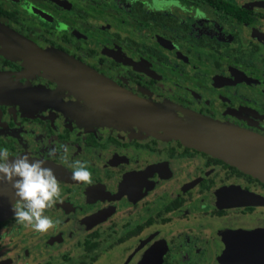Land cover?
<instances>
[{
  "label": "flooded vegetation",
  "instance_id": "flooded-vegetation-1",
  "mask_svg": "<svg viewBox=\"0 0 264 264\" xmlns=\"http://www.w3.org/2000/svg\"><path fill=\"white\" fill-rule=\"evenodd\" d=\"M249 136L264 0H0V148L61 188L38 233L0 182V264H264V182L219 153Z\"/></svg>",
  "mask_w": 264,
  "mask_h": 264
},
{
  "label": "clouds",
  "instance_id": "clouds-1",
  "mask_svg": "<svg viewBox=\"0 0 264 264\" xmlns=\"http://www.w3.org/2000/svg\"><path fill=\"white\" fill-rule=\"evenodd\" d=\"M60 153L62 162L71 169V179L78 183L91 184L92 172L87 163L76 160L68 163L69 150L66 145L52 147L48 157L54 159ZM44 159H32L28 154H13L8 148H0V182L14 189L16 201L13 215L17 223L30 226L35 232L46 233L59 223L45 215V211L60 200V183Z\"/></svg>",
  "mask_w": 264,
  "mask_h": 264
},
{
  "label": "water",
  "instance_id": "water-1",
  "mask_svg": "<svg viewBox=\"0 0 264 264\" xmlns=\"http://www.w3.org/2000/svg\"><path fill=\"white\" fill-rule=\"evenodd\" d=\"M247 141L250 148L249 153L239 152L231 146H221L219 153L242 170L264 182V139L249 136ZM256 241H260L259 237H256Z\"/></svg>",
  "mask_w": 264,
  "mask_h": 264
}]
</instances>
